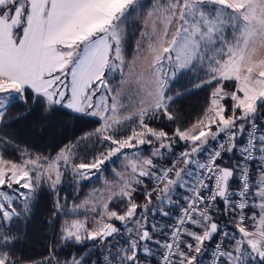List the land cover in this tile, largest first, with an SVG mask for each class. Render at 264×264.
Instances as JSON below:
<instances>
[{"label": "snow or ice", "instance_id": "obj_1", "mask_svg": "<svg viewBox=\"0 0 264 264\" xmlns=\"http://www.w3.org/2000/svg\"><path fill=\"white\" fill-rule=\"evenodd\" d=\"M189 75L201 114L161 126ZM15 103L97 126L54 154L0 137V264H264V0H0V123ZM45 190L64 219L24 262L14 229Z\"/></svg>", "mask_w": 264, "mask_h": 264}, {"label": "trees", "instance_id": "obj_2", "mask_svg": "<svg viewBox=\"0 0 264 264\" xmlns=\"http://www.w3.org/2000/svg\"><path fill=\"white\" fill-rule=\"evenodd\" d=\"M138 27V24H131L129 27V57L135 44V34ZM195 83V77L189 75L182 77L173 86L182 92V95L171 105V110L176 116V122L161 126L169 129L176 126L188 127L201 114L207 101L209 89H196L194 88ZM96 126L93 118L78 117L65 110H59L48 115L42 112L39 105L32 106L31 111H28L22 104L15 103L9 107L5 122L0 124V137L6 136L15 144H19L21 147L26 146L33 151L54 154L65 143L75 141ZM2 147L0 145V150ZM5 155L8 158H15L11 146ZM113 167L118 168L119 162L107 165L103 173L104 176L111 177ZM100 183L101 181L95 178L90 185L85 183L79 189L77 197L73 193L72 186L68 181H65L60 195L63 197L67 194V204L71 205L73 201L78 202V199H82L91 190V187H97ZM53 199L51 192L42 191L31 216L27 221L19 222L14 229L17 239L12 250L14 255L22 258L24 262H39L47 257L49 249L53 246V241L57 239V229L64 217L63 214H58L56 219L51 218ZM88 244L90 246L91 242ZM85 250L83 246L73 244L56 248L57 255L61 260L67 259L70 255L83 254ZM92 259H96L95 254Z\"/></svg>", "mask_w": 264, "mask_h": 264}, {"label": "rangeland", "instance_id": "obj_3", "mask_svg": "<svg viewBox=\"0 0 264 264\" xmlns=\"http://www.w3.org/2000/svg\"><path fill=\"white\" fill-rule=\"evenodd\" d=\"M131 25V24H130ZM110 79H111V77H110ZM40 108V107H39Z\"/></svg>", "mask_w": 264, "mask_h": 264}, {"label": "crops", "instance_id": "obj_4", "mask_svg": "<svg viewBox=\"0 0 264 264\" xmlns=\"http://www.w3.org/2000/svg\"><path fill=\"white\" fill-rule=\"evenodd\" d=\"M1 124V123H0Z\"/></svg>", "mask_w": 264, "mask_h": 264}]
</instances>
